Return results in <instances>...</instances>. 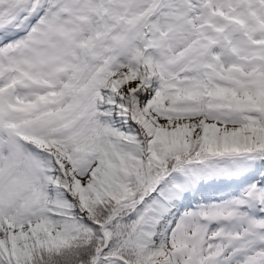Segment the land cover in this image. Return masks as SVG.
<instances>
[{"label": "snow or ice", "instance_id": "6c2138e0", "mask_svg": "<svg viewBox=\"0 0 264 264\" xmlns=\"http://www.w3.org/2000/svg\"><path fill=\"white\" fill-rule=\"evenodd\" d=\"M0 264H264V0H0Z\"/></svg>", "mask_w": 264, "mask_h": 264}]
</instances>
